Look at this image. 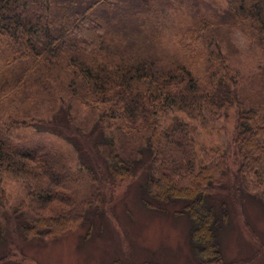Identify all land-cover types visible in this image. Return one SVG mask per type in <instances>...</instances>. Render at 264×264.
Wrapping results in <instances>:
<instances>
[{
  "label": "trees",
  "instance_id": "obj_1",
  "mask_svg": "<svg viewBox=\"0 0 264 264\" xmlns=\"http://www.w3.org/2000/svg\"><path fill=\"white\" fill-rule=\"evenodd\" d=\"M223 1L0 0V239L9 224L25 239L82 225L90 237L117 189L140 178L148 209L187 217L200 264L227 263L222 235L235 213L257 233L246 209L250 199L264 207V0ZM237 32L260 57L251 74L230 61ZM43 102L56 111L35 119ZM83 106L95 123L77 119ZM220 118L234 120L228 148L201 145L198 126ZM18 124L65 138L79 167L18 141ZM11 177L24 180L18 206L6 201ZM84 181L95 186L81 196Z\"/></svg>",
  "mask_w": 264,
  "mask_h": 264
},
{
  "label": "rangeland",
  "instance_id": "obj_2",
  "mask_svg": "<svg viewBox=\"0 0 264 264\" xmlns=\"http://www.w3.org/2000/svg\"><path fill=\"white\" fill-rule=\"evenodd\" d=\"M214 1L218 4L224 2ZM167 24L170 31H166V37L176 39V31L170 22ZM234 38L239 52L229 57L233 69L241 75L251 74L260 58L258 52L250 47L240 32L235 33ZM18 109L22 107L10 110L20 112ZM31 109L35 119L49 118L56 111L53 105L45 102ZM2 111L8 113L7 108ZM95 113L83 106L77 119L95 123ZM170 118L172 115L164 117L163 123H168ZM233 129L232 118H220L207 128L198 126L195 138L201 145L225 150L230 144ZM11 131L18 141L40 142L47 148L60 149L73 168L79 167V155L72 143L51 130L18 124L12 126ZM143 183L144 179L140 178L117 189L112 211L108 206V213L96 216L90 237H86L89 225H82L63 237L47 239H25L15 225H7V232L3 226V232L6 235L9 232L10 238L0 239V259L5 258L0 264H200L201 260L196 258L191 245L187 217L175 214L172 206L165 210L148 209L141 200L140 185ZM93 185L84 181L80 186L81 196L90 195ZM4 188L9 204L18 206L22 203L25 197L22 178L7 179ZM246 210L257 233L253 235L235 213V224L222 235V250L227 262L223 264H264V207L257 200L250 199ZM258 249V256L253 257Z\"/></svg>",
  "mask_w": 264,
  "mask_h": 264
}]
</instances>
